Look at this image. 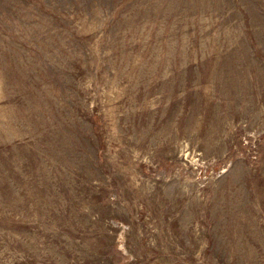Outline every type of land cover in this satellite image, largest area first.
Masks as SVG:
<instances>
[{
    "label": "rangeland",
    "instance_id": "rangeland-1",
    "mask_svg": "<svg viewBox=\"0 0 264 264\" xmlns=\"http://www.w3.org/2000/svg\"><path fill=\"white\" fill-rule=\"evenodd\" d=\"M0 264H264V0H0Z\"/></svg>",
    "mask_w": 264,
    "mask_h": 264
}]
</instances>
